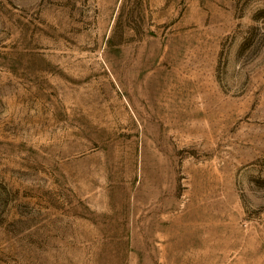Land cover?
Listing matches in <instances>:
<instances>
[{"label":"rangeland","instance_id":"obj_1","mask_svg":"<svg viewBox=\"0 0 264 264\" xmlns=\"http://www.w3.org/2000/svg\"><path fill=\"white\" fill-rule=\"evenodd\" d=\"M0 264H264V0H0Z\"/></svg>","mask_w":264,"mask_h":264}]
</instances>
